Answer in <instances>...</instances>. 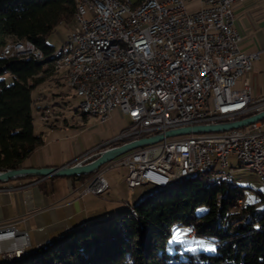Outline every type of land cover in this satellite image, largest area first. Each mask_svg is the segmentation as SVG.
I'll return each mask as SVG.
<instances>
[{"label": "built area", "instance_id": "1", "mask_svg": "<svg viewBox=\"0 0 264 264\" xmlns=\"http://www.w3.org/2000/svg\"><path fill=\"white\" fill-rule=\"evenodd\" d=\"M193 0H148L135 10L131 0H78L74 27L67 41L76 50L59 49L57 65L65 87L80 99L78 112L104 123L118 110L129 124L113 140L77 161L96 153L169 130L231 123L264 110V97L252 99L249 86L235 84L252 69L259 53L240 50L242 37L235 28L232 6L242 0H197L199 9L188 13L185 3ZM108 39H122L123 49L105 48ZM53 55V54H51ZM5 59H41L33 43L5 47ZM116 73L115 83H97L79 90L86 75ZM254 166L262 173L264 197V132L258 123L223 133L191 134L130 151L108 169L123 166L129 190L161 183L215 163V173H225V161ZM109 186L103 171L88 177L80 196L102 195ZM12 191L10 187L2 191ZM181 236L195 237L192 225ZM29 247L28 235L12 225L0 226V259Z\"/></svg>", "mask_w": 264, "mask_h": 264}, {"label": "trees", "instance_id": "2", "mask_svg": "<svg viewBox=\"0 0 264 264\" xmlns=\"http://www.w3.org/2000/svg\"><path fill=\"white\" fill-rule=\"evenodd\" d=\"M74 13L73 0H0V170L27 168L24 163L42 144L33 134L32 92L48 80L61 85L63 76L55 77L51 63L56 48L48 39L58 28L72 29ZM26 41L42 52V60L1 56L6 44ZM230 183L211 182L201 173L167 184L130 209L0 264H264V213H255L258 202L264 205L262 192L254 191L257 199L247 202L246 189ZM188 225L193 238L215 244L213 253L178 252L177 245L169 251L173 229Z\"/></svg>", "mask_w": 264, "mask_h": 264}, {"label": "rangeland", "instance_id": "3", "mask_svg": "<svg viewBox=\"0 0 264 264\" xmlns=\"http://www.w3.org/2000/svg\"><path fill=\"white\" fill-rule=\"evenodd\" d=\"M131 1L134 2L135 0ZM199 7L197 0L185 3V9L188 13L197 11ZM72 26L74 27V24ZM70 31L71 28L56 29L48 39V44L56 49L62 48L67 42ZM56 76L62 77V72H58L55 74ZM4 79L6 84L10 83L9 77H4ZM60 82L61 85L56 84L55 80H48L43 86L32 92L34 100L31 109L33 134L41 139L42 144L30 155L24 166H33V163L40 165L42 161L81 159L101 145L113 140L129 124L127 117L123 116L118 110L112 111L104 123H101L95 117H83L78 112L80 99L65 87L63 80H60ZM59 93L63 97L59 98L55 96ZM32 159L36 161H31ZM112 163L103 165L100 169V171H103L104 178L109 186L107 192L101 196L89 194L91 196L89 199L99 203L100 209L102 208L100 210V217L97 220H102L108 216L130 209L153 193L156 188H164L167 185L163 181L161 183H154L152 186L145 185L129 190L125 182H123L126 169L123 170V166L108 169V166ZM227 163L228 167L224 172L231 175L230 185L244 187L247 191L246 201H255L257 197L254 191H261L262 189L255 173L244 166L239 168L237 161L232 157L227 159ZM216 169H218V166H216ZM25 179L32 180L34 178ZM255 213H264V205L261 202L256 204ZM176 245L179 247L178 252L213 253L215 249V244L212 241L181 236L178 228H174L172 237L168 242L169 251H172L173 246ZM26 251L30 252L29 247Z\"/></svg>", "mask_w": 264, "mask_h": 264}, {"label": "crops", "instance_id": "4", "mask_svg": "<svg viewBox=\"0 0 264 264\" xmlns=\"http://www.w3.org/2000/svg\"><path fill=\"white\" fill-rule=\"evenodd\" d=\"M232 11L235 28L242 37L241 52L259 53L251 71L238 79L235 89H241L246 80L250 97L263 98L264 55L261 54H264V0L236 2ZM258 126L264 132V120L258 122ZM75 159L42 161L40 165L33 163V166L26 167L60 168L78 162ZM83 183L77 177H71L20 179L1 184V188L13 187L16 190L0 192V226L12 225L16 231L27 233L29 251L49 245L64 233L100 217L102 208L99 203L89 199L90 195L79 196Z\"/></svg>", "mask_w": 264, "mask_h": 264}, {"label": "water", "instance_id": "5", "mask_svg": "<svg viewBox=\"0 0 264 264\" xmlns=\"http://www.w3.org/2000/svg\"><path fill=\"white\" fill-rule=\"evenodd\" d=\"M263 120L264 110L248 118L231 123L211 124L169 130L152 137L141 138L117 147L100 151L88 159L60 168H19L12 170H0V185L25 178L46 179L92 176L98 172L103 165L113 162L132 150L155 145L163 141L164 138L186 136L191 134L223 133L230 130L240 129Z\"/></svg>", "mask_w": 264, "mask_h": 264}, {"label": "bare ground", "instance_id": "6", "mask_svg": "<svg viewBox=\"0 0 264 264\" xmlns=\"http://www.w3.org/2000/svg\"><path fill=\"white\" fill-rule=\"evenodd\" d=\"M75 3V13L74 17H76V12H78V0H73ZM148 0H142L137 5H133L135 7V10H143L145 4ZM29 41L26 42H16V43H9L6 44L2 48L1 56H3V53L5 51V47L8 48H16L18 45H26ZM33 48L37 49V47L33 44ZM105 48H116V49H123V42L122 39H108L105 41ZM76 50V42L74 41H67L65 44V51H73ZM38 53L41 57L34 58L36 61H40L43 59V54L40 50H38ZM53 55H51L52 64L54 69L57 71V65L58 63H61L63 61V54L59 53V49H55L52 52ZM116 82V73H106V75H100V76H94V75H86L85 78H83L82 81L78 82V89L79 90H91L97 83H115ZM228 167L227 161H225V169ZM247 169H249L251 172L255 173L258 180H262V173H259V170H254V166H244ZM216 172V164L215 163H203L198 166L197 170L192 172H187L186 174L180 176V177H172L169 180H165L166 184H180L181 182L186 181L187 179L197 176L201 173H207L210 177L211 182L216 181H224L229 182L231 178H226L225 176H221V173H215ZM231 172V171H229ZM229 177H231L229 173ZM240 204V202H239ZM187 227V226H186ZM184 228H182L180 231H183ZM192 233H195L193 226H192ZM188 238H193L190 236H186ZM27 251H19L17 254L11 256V257H3L0 259V261L3 262H12L16 259L22 258L27 255Z\"/></svg>", "mask_w": 264, "mask_h": 264}]
</instances>
